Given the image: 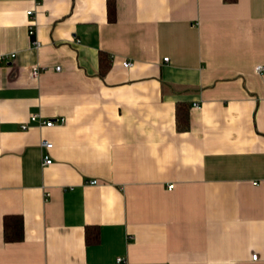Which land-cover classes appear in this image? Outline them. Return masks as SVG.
<instances>
[{"label":"crops","instance_id":"1","mask_svg":"<svg viewBox=\"0 0 264 264\" xmlns=\"http://www.w3.org/2000/svg\"><path fill=\"white\" fill-rule=\"evenodd\" d=\"M259 66L264 0H0V264H264Z\"/></svg>","mask_w":264,"mask_h":264},{"label":"trees","instance_id":"2","mask_svg":"<svg viewBox=\"0 0 264 264\" xmlns=\"http://www.w3.org/2000/svg\"><path fill=\"white\" fill-rule=\"evenodd\" d=\"M113 13H114V4L110 3V7L108 10V19H113ZM99 64L101 68V72H104L105 69L108 67V63L104 62L105 54L100 53L99 54ZM175 119H176V128L178 131H185L188 128V118H187V109L186 108H180L177 107L175 112ZM3 238L7 242H18L22 239L23 234V226L22 221L19 216L17 217H4L3 218ZM98 232L95 231L94 235L91 236L92 239H88L85 237L86 242L89 244L98 241Z\"/></svg>","mask_w":264,"mask_h":264},{"label":"built area","instance_id":"3","mask_svg":"<svg viewBox=\"0 0 264 264\" xmlns=\"http://www.w3.org/2000/svg\"><path fill=\"white\" fill-rule=\"evenodd\" d=\"M31 10L26 11V15H30L31 14ZM33 34V22L30 21L29 25H28V35H32ZM31 44L37 48L38 47V42L36 40H32ZM13 56V54H11V57ZM163 61H167V58H163ZM133 65V62L131 61H125L123 63V67L124 68H128L131 67ZM56 70L59 69V67H55ZM262 71H264V66H259L258 68H256L255 72H257L258 74H260ZM32 75L36 76L38 75L39 71H37L36 69L32 70ZM30 121H37L39 125L41 126H46V127H52L54 125L57 124H64V118L63 117H57L56 120H50V119H38V117H36L35 115H31L30 116ZM22 128H26L25 126H22ZM51 142H49L47 139H44L40 141L39 146L42 149H45L46 151L49 150V148H51ZM51 159L48 155V153H45L44 156L42 157V166L50 164ZM91 184L95 185L97 183L96 180H92L90 181ZM169 189L172 188V185L168 186ZM47 194H45V197ZM256 259V254H252L251 255V261Z\"/></svg>","mask_w":264,"mask_h":264}]
</instances>
